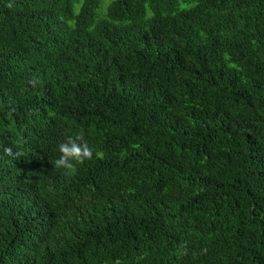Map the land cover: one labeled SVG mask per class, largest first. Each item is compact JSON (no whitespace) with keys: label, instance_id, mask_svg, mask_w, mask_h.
I'll return each mask as SVG.
<instances>
[{"label":"trees","instance_id":"1","mask_svg":"<svg viewBox=\"0 0 264 264\" xmlns=\"http://www.w3.org/2000/svg\"><path fill=\"white\" fill-rule=\"evenodd\" d=\"M0 264H264V0H0Z\"/></svg>","mask_w":264,"mask_h":264}]
</instances>
